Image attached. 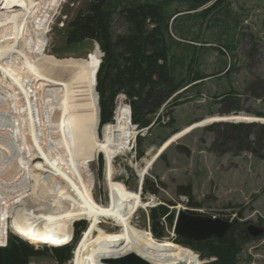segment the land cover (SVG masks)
<instances>
[{
	"label": "bare ground",
	"instance_id": "1",
	"mask_svg": "<svg viewBox=\"0 0 264 264\" xmlns=\"http://www.w3.org/2000/svg\"><path fill=\"white\" fill-rule=\"evenodd\" d=\"M62 3L0 0V247L10 231L34 246L63 245L72 237L73 225L87 220L73 264H112L129 255L150 264H203L191 249L162 246L151 233L133 228L132 218L147 207L142 181L171 143L165 142L138 171V192L113 179V160L124 156L137 136L131 111L119 104L114 124L106 125L100 138L94 75L102 53L97 45L87 60L57 63L44 57L49 24ZM217 121L251 123L264 118L209 117L175 139ZM92 153L106 160L107 205L94 199ZM36 160L45 164V171L35 169ZM108 222L119 231L102 229Z\"/></svg>",
	"mask_w": 264,
	"mask_h": 264
},
{
	"label": "rangeland",
	"instance_id": "2",
	"mask_svg": "<svg viewBox=\"0 0 264 264\" xmlns=\"http://www.w3.org/2000/svg\"><path fill=\"white\" fill-rule=\"evenodd\" d=\"M90 1L63 0L49 24L48 46L44 56L46 59L57 63L88 59L95 43L85 41L81 45L69 47L66 45L65 35L68 24ZM226 2L220 14L210 15L202 28L198 25L178 23L185 38L195 40L198 37L201 70L212 77L185 93V98L190 100L173 112L176 123L173 127H168L170 119L163 111L162 115L167 117L164 116L162 126H154V120L153 127L146 132L133 125L137 135L135 141L124 156L113 160L114 180L124 183L127 188L136 192L143 183L141 197L147 207L139 209L132 218V226L136 231L153 235L151 210L159 206H166L170 211L169 215H174L171 223L167 222L166 217L161 219L163 237L159 239L153 236L162 246H180L173 242L177 238L173 229L179 210L195 212L196 216L230 221L240 218L241 213V224H246V227L255 225L264 228V157L261 155L259 158L247 152L244 147L237 148L238 144L223 145L217 139L218 132L223 129L214 130L217 125L262 126L264 122L217 121L175 139L184 129L209 117H222L218 114L222 110L220 98L223 95L228 97L225 104L231 113L229 115L235 112L237 105L240 112L248 115H264V0ZM183 10L184 6L179 8V11ZM125 31L124 21L117 18L114 32L119 35ZM174 37L178 39V36ZM229 47H232L231 51H227ZM231 67V71L226 73ZM221 71L226 75H216ZM234 100L237 101L236 104ZM119 104L128 106L125 96L118 98L117 107ZM2 129L6 130L5 127ZM98 130L101 138L99 127ZM174 130H177L178 134L172 135ZM259 135V129L255 128L248 139L255 152L259 151L258 144L256 145ZM138 136L143 139L142 158H139V153L136 152ZM173 138L175 140L171 141ZM169 141V148L158 155L159 149ZM262 143L264 145V141ZM156 155V162L141 183L138 171L146 168L147 161ZM100 158L103 159V170L100 169ZM32 165L37 171H45V164L40 160H36ZM89 168L95 179L94 199L101 205H107L110 185L106 177L104 155L90 154ZM188 186L192 190V202L197 206H189L191 200L179 193V188ZM150 190L156 192L152 194ZM17 208L18 206L11 208L10 214ZM101 227L109 233L119 231L111 222L104 223ZM10 235L14 234L10 231L7 240ZM34 250L44 251L46 254L32 258L29 264H58L51 248L36 245ZM239 260V264H264V236L252 239L245 245ZM200 261L203 264L208 263L207 260ZM66 264L73 262L71 260Z\"/></svg>",
	"mask_w": 264,
	"mask_h": 264
},
{
	"label": "trees",
	"instance_id": "3",
	"mask_svg": "<svg viewBox=\"0 0 264 264\" xmlns=\"http://www.w3.org/2000/svg\"><path fill=\"white\" fill-rule=\"evenodd\" d=\"M226 4V0H91L78 13L67 26L66 45L72 47L91 41L98 44L103 54L96 87L99 94L100 131L104 126L114 123L120 96L126 97L132 112L131 123L138 130L149 128L154 120V126H162L165 115L170 119L168 127L176 124L173 112L190 100L185 98V93L212 77L201 70L198 37L195 40L185 38L178 23L202 28L205 20L214 13L220 14ZM183 6L185 10L179 11ZM117 18H121L126 25V31L119 35L114 32ZM231 49L229 47L227 51ZM222 73L216 75H226ZM227 98V95L220 98L221 116L231 114L225 104ZM162 111L166 113L164 116ZM240 111L237 105L235 112ZM255 116L264 117L263 114ZM219 128L223 131L218 132L217 139L223 145L238 144L237 148L244 147L247 152L259 158L261 155L264 157V125L225 124L215 126L214 130ZM255 128L259 129L260 134L256 141L259 147L257 152L248 140ZM173 132L172 135L178 133L177 130ZM142 143V137L138 136L136 152L139 158L144 156ZM100 165L103 170L102 158ZM150 192L153 194L156 191ZM179 193L191 200L189 206H197L192 202L190 186L179 188ZM169 213L164 205L151 210L152 233L156 238L163 237L161 219L166 217L167 222H172L174 215ZM239 216L223 238L193 242L177 237L174 242L180 245L178 247L191 249L201 260H207V264H239L243 247L252 240L246 224L240 223L242 214ZM83 229V223L76 225L77 238ZM72 250L73 245L51 249L58 264L69 262ZM45 254L10 235L7 247L0 248V264H29L32 258Z\"/></svg>",
	"mask_w": 264,
	"mask_h": 264
},
{
	"label": "water",
	"instance_id": "4",
	"mask_svg": "<svg viewBox=\"0 0 264 264\" xmlns=\"http://www.w3.org/2000/svg\"><path fill=\"white\" fill-rule=\"evenodd\" d=\"M96 45L100 51L98 44ZM102 58H103V54H101V63H102ZM101 63L99 64V67L94 75L96 87H97V75L99 73ZM96 93L98 96L97 104H98L99 128H100L99 94L97 90ZM237 114H246V113L240 112ZM114 121H115V117H114ZM152 127L153 125L147 128L146 132H148ZM103 128L101 129L100 135L102 134ZM233 225L234 222L230 220H223L208 216H196L188 211L179 210L175 218L173 233L176 237H180L185 240H189L193 242H204L213 237L223 238L232 229ZM247 233L249 237H251L252 239L262 238L264 236V228L257 227L255 225H249L247 227ZM112 264H150V263H148L144 259L139 258L136 255H129L126 258L112 261Z\"/></svg>",
	"mask_w": 264,
	"mask_h": 264
}]
</instances>
